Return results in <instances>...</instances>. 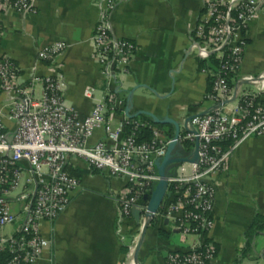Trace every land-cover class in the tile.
Segmentation results:
<instances>
[{
    "label": "built area",
    "instance_id": "obj_1",
    "mask_svg": "<svg viewBox=\"0 0 264 264\" xmlns=\"http://www.w3.org/2000/svg\"><path fill=\"white\" fill-rule=\"evenodd\" d=\"M112 0H103L100 17L91 36L92 55L106 84L104 99L89 115L80 118L63 104L65 78L56 58L67 48L54 42L37 52L48 66L42 77H32L20 87L18 67L0 58V91L10 99V119L16 128L7 136L0 119V252L9 256L7 264H35L49 243L40 234L42 222H53L69 205L79 182L65 172L70 159L90 169L124 182L115 195L118 216L126 222L133 211L144 215L148 197L159 182L157 163L174 144L173 151H185L184 162L166 173V188L154 220L171 227L180 238L196 240L171 251L164 264H212L216 248L207 240L214 225V179L223 173L232 152L245 141L264 136V103L255 95L234 90L230 81L237 75L247 43V31L259 15L258 0H204L202 12L191 31L188 53L204 62L202 73L211 78L204 95L208 109L190 117L175 137H163L150 130V139L140 141L147 123L131 116V104L111 86L126 74L135 54L134 44L112 35L109 12ZM34 15L31 0H0V15ZM1 34V26H0ZM247 83L254 79H246ZM41 86L38 98L32 87ZM91 89L85 90L89 97ZM100 131L102 139L90 143ZM26 186H32L26 190ZM22 206V224L14 236H5L6 227L18 217L9 198ZM146 203L141 204L142 200ZM137 238L126 246L120 264H134Z\"/></svg>",
    "mask_w": 264,
    "mask_h": 264
},
{
    "label": "crops",
    "instance_id": "obj_2",
    "mask_svg": "<svg viewBox=\"0 0 264 264\" xmlns=\"http://www.w3.org/2000/svg\"><path fill=\"white\" fill-rule=\"evenodd\" d=\"M102 1L31 0L34 15H0V58L17 65V83L22 88L32 77L48 72V66L37 59L38 50L54 42L66 43V50L56 58L65 78L63 104L80 118L104 99L106 89L91 43ZM112 1V35L135 46L128 72L117 77L111 86L113 92L131 104L132 117L148 113L158 120L174 122L180 131L190 117L210 106L204 100L209 77L202 73L207 65L188 53L191 31L204 0ZM258 3L259 15L248 27L240 69L230 84L264 103V0ZM249 78L254 82L247 83ZM86 89L92 90L89 97L84 94ZM31 92L38 98L41 86L33 85ZM10 102V97L0 91V119L7 136L16 128L10 119ZM101 139L98 131L90 143ZM78 171L83 174L77 176ZM65 172L79 182V188L53 222L40 224V234L49 245L35 264L122 263L127 245L121 243L120 234L129 242L130 234L140 237L144 224L142 214L134 213L126 222L119 219L115 195L124 186L123 180L106 173L92 174L85 163L75 159L68 161ZM214 183V225L207 237L216 248L212 264H233L250 222L255 215H264V136L237 147ZM14 198H9V205L18 221L4 229L7 237L14 236L22 224V206ZM158 221L153 220L145 231L137 264H164L171 251L196 240L191 238L182 245L176 231ZM241 264H264V234L256 239L253 256Z\"/></svg>",
    "mask_w": 264,
    "mask_h": 264
},
{
    "label": "water",
    "instance_id": "obj_3",
    "mask_svg": "<svg viewBox=\"0 0 264 264\" xmlns=\"http://www.w3.org/2000/svg\"><path fill=\"white\" fill-rule=\"evenodd\" d=\"M144 114L146 116H148L149 118L152 119V121L157 124V125H171L174 127L175 131H174V136L176 137L178 135V127L176 126V124L170 120H158L156 117H154L151 114L148 113H139V115ZM134 118V116H133ZM174 148V144H170L167 148V152L166 155L164 156V158L157 163L156 167H157V174L159 176V182L157 183V185L155 186L154 190L152 191V193L150 194V196L148 197L147 203L144 200L141 201V203H146V212L144 213V224L140 233V237L137 241L136 247H135V251H134V256H133V261L134 264H137V252L138 249L141 245L142 239L144 237L145 231L148 227V225L154 220V216L155 213L157 212L163 196H164V192H165V188H166V183H165V176L167 173V168L172 165V164H178L181 162H184L185 159L184 158H180L177 154H174L173 151ZM174 154V155H173ZM134 213H137L140 215L139 211H133L132 215Z\"/></svg>",
    "mask_w": 264,
    "mask_h": 264
},
{
    "label": "trees",
    "instance_id": "obj_4",
    "mask_svg": "<svg viewBox=\"0 0 264 264\" xmlns=\"http://www.w3.org/2000/svg\"><path fill=\"white\" fill-rule=\"evenodd\" d=\"M210 84H211V78L209 77V84H208L209 88H210ZM134 118L142 121L143 123H147L148 125V127L142 130L140 141H145L150 139L151 129L159 131L163 137H171L173 135L172 129H170L169 131H163L162 127H164V125L162 126L155 124L151 118H149L144 114L138 115L137 117ZM91 173L98 174L100 172L91 169ZM81 174H83V172L81 171L77 172V176ZM70 175L73 176V173H70ZM153 224L154 222H151V225ZM263 234H264V215L258 214L254 216L249 226L245 230L243 234V244L237 250L233 264H241L243 260L249 259L251 256H253L255 241L258 237L262 236ZM124 253H126V248L124 249ZM8 260H9V256L6 253L0 252V264H7Z\"/></svg>",
    "mask_w": 264,
    "mask_h": 264
},
{
    "label": "rangeland",
    "instance_id": "obj_5",
    "mask_svg": "<svg viewBox=\"0 0 264 264\" xmlns=\"http://www.w3.org/2000/svg\"><path fill=\"white\" fill-rule=\"evenodd\" d=\"M99 67V66H98ZM121 76H119L118 78H120ZM131 114H132V111H131ZM183 128V127H182ZM170 129H173L170 125H164V127H162V130L163 131H169ZM182 130V129H181ZM174 154H177L180 158H182V157H185V155H186V153H185V151L184 150H182V149H180V148H177L176 149V151H174ZM173 154V155H174ZM177 168V165L176 164H172V165H170L168 168H167V173L168 172H170V171H174L175 169ZM158 221V220H157ZM158 224H160V221H158ZM6 228H8V227H6ZM5 228V229H6ZM128 233H131L130 232V229L128 230ZM133 236H134V238H137V239H139V237H138V235H132V234H130V238L129 239H131V238H133ZM191 239V237H188L186 240H190ZM138 241V240H137Z\"/></svg>",
    "mask_w": 264,
    "mask_h": 264
}]
</instances>
